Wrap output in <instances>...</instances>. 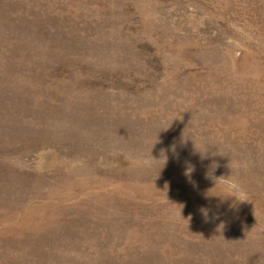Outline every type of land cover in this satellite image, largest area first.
Segmentation results:
<instances>
[{"label": "rangeland", "instance_id": "374dc122", "mask_svg": "<svg viewBox=\"0 0 264 264\" xmlns=\"http://www.w3.org/2000/svg\"><path fill=\"white\" fill-rule=\"evenodd\" d=\"M0 264H264V0H0Z\"/></svg>", "mask_w": 264, "mask_h": 264}, {"label": "clouds", "instance_id": "9594fccd", "mask_svg": "<svg viewBox=\"0 0 264 264\" xmlns=\"http://www.w3.org/2000/svg\"><path fill=\"white\" fill-rule=\"evenodd\" d=\"M222 177V176H221ZM217 178H220V177H217ZM215 183V182H214Z\"/></svg>", "mask_w": 264, "mask_h": 264}]
</instances>
